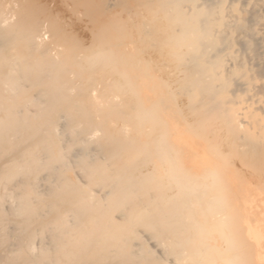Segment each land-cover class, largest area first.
I'll return each instance as SVG.
<instances>
[{"label":"bare ground","instance_id":"obj_1","mask_svg":"<svg viewBox=\"0 0 264 264\" xmlns=\"http://www.w3.org/2000/svg\"><path fill=\"white\" fill-rule=\"evenodd\" d=\"M17 1L0 8V264H264L230 160L264 168L241 0H64L87 42Z\"/></svg>","mask_w":264,"mask_h":264},{"label":"rangeland","instance_id":"obj_2","mask_svg":"<svg viewBox=\"0 0 264 264\" xmlns=\"http://www.w3.org/2000/svg\"><path fill=\"white\" fill-rule=\"evenodd\" d=\"M15 1H17V0H0V8L2 9L3 8V10H12V5L14 4H17V3H15ZM19 2L21 1V0H18ZM17 1V2H18ZM35 2H36V4H38L39 6L41 5V7H42V9H43V11H44V13H45V15L46 14H50V15H54V17L55 18H60L61 20L62 19H64L62 22L60 21V19L58 20V19H55L54 17H51L50 15H48L49 16V18H48V20L50 19V20H57V21H59V22H61L60 24L61 25H64L63 27L65 28V27H67L66 28V30H67V32H69L70 30L71 31H73L72 32V35L73 36H76V37H78V38H80L81 40H82V42H87L88 41V37H87V35H88V32L87 31H85L84 32V29L82 28V27H80L81 26V19H83L84 18V20L85 19H87V18H89V17H86L87 15L86 14H84L83 12H81V11H78V12H76L75 11V9L73 10H71V11H75L76 13H74L73 14V12L71 13V11H70V9L68 10L67 9V7H66V5H65V3L67 2V4H68V6H70L71 7V5H72V2L70 1V0H66V2L64 1V0H34ZM49 1V2H48ZM63 3V5H62V3ZM70 1V2H69ZM231 1V0H230ZM242 1H243V4H241L242 3ZM250 0H241L239 3H238V7L240 8V9H243V16H246L245 18L243 17V20H244V23H245V27L244 28H246L247 26H248V24H251V25H253V26H251V25H249L248 26V28L247 29H249V27H250V29H251V27H252V29H251V31H249L248 30V32L247 31H245V35L243 34V32H242V34H241V37L238 39V40H240V41H237L236 42V49H237V55H241L240 57L244 60V63L251 69V74H252V76H253V87H252V89L248 92V94H249V96H252V97H254L255 99H261L263 102H262V104H264V90H262L263 92L262 93H260V92H257V91H260L261 89H263L264 88V65H263V60H264V12L262 11L263 9H264V6L263 7H261L259 4L261 3L262 5H264V1L263 0H252L249 4H248V2H249ZM256 1L258 2L256 5H257V8H256V5H255V3H256ZM262 1V2H261ZM13 2V3H12ZM4 3H6V4H4ZM12 3V4H11ZM47 5H46V4ZM9 4H10V6H9ZM71 4V5H70ZM240 4H241V6H240ZM7 5V6H6ZM243 5V6H242ZM46 6V7H45ZM63 8H62V7ZM251 6V7H250ZM6 7V8H5ZM8 7V8H7ZM45 7V8H44ZM64 7H66V8H64ZM5 8V9H4ZM49 8V9H48ZM73 8V7H72ZM45 9H48V10H46V12H45ZM51 9V10H50ZM62 9V10H61ZM246 9H248V10H250V11H248V12H246ZM256 9V10H255ZM66 10H68V11H66ZM258 10V11H257ZM57 11H58V13H57ZM69 13L70 12V15H72L73 14V18H72V16L70 17V15L69 14H67V15H65L66 13ZM263 12V14H261L262 12ZM51 12V13H50ZM79 12H81V13H83V18H82V16L80 17L79 16ZM124 11H122V13L121 12H119V15L121 16V14L122 15H124V13H123ZM78 13V14H77ZM80 13V14H81ZM251 15V14H253V15H249V14ZM56 14H59V15H57L56 16ZM77 15V16H76ZM86 15V16H85ZM262 17H261V16ZM60 16V17H59ZM69 16V17H68ZM74 16L75 17H79V18H81V19H79V18H74ZM249 17V18H248ZM68 18L70 19V18H72V19H70V20H72V21H70V20H68ZM246 18H248V19H246ZM79 19V20H78ZM246 19V20H245ZM75 20L77 21V22H75ZM80 23H79V22ZM83 21V20H82ZM86 22H89L88 20H85ZM263 22V23H262ZM62 23H67L66 25H70V23H71V25L69 26V29H68V26H65V24H62ZM263 25H262V24ZM79 24V25H78ZM261 24V25H260ZM255 26H257L256 28H255ZM263 26V27H262ZM261 27V28H260ZM71 28V29H70ZM258 28H260V29H258ZM82 29H83V32H81L82 31ZM246 29V30H247ZM245 30V29H244ZM70 31V32H71ZM75 31V32H74ZM254 31V32H253ZM259 31V32H258ZM70 32H69V34H70ZM247 32V33H246ZM261 32V33H260ZM74 33V34H73ZM257 33L260 35V36H257ZM76 34V35H75ZM248 34H250V35H248ZM71 35V34H70ZM82 35V36H81ZM244 35V36H243ZM249 36V37H248ZM85 37V38H84ZM244 37V38H243ZM259 37V38H258ZM246 40H250V42H251V47L250 48H247L246 47V45H245V41ZM256 46H255V45ZM243 45V46H242ZM243 48H242V47ZM254 48H256L255 49V51L253 50ZM245 51H244V50ZM247 50V51H246ZM253 51H254V53H253ZM248 52V53H247ZM262 52V53H261ZM135 53V55H136V57L138 58L141 54H142V52H140V53H136V52H134ZM247 54V56H246V54ZM257 53H260V54H257ZM144 54V53H143ZM142 54V55H143ZM250 54H252L251 56H250ZM253 54H255V56L253 55ZM256 54H257V56H256ZM262 54V58H261V55ZM249 56V57H248ZM260 56V57H259ZM248 57V58H247ZM255 57V58H254ZM258 58H259V60H258ZM247 59H250V60H247ZM257 60H258V62H257ZM255 62V63H254ZM258 63V64H257ZM263 65V68L261 67ZM260 66V67H259ZM257 68H259V69H257ZM156 69V68H155ZM255 70H257V71H255ZM261 71V72H260ZM155 72H157V69L155 70ZM260 72V73H259ZM158 73V72H157ZM161 73V72H160ZM160 73H158V74H160ZM262 73V74H261ZM259 74V75H258ZM161 75H163V74H161ZM261 85H263V87H260ZM257 88H258V90H257ZM261 88V89H260ZM260 89V90H259ZM255 92V93H254ZM254 94H255V96H254ZM258 95V96H257ZM181 98L183 99H186L185 97H182L181 96ZM259 105H261V104H259ZM78 149V148H77ZM195 150H196V148H195ZM198 151H199V153H200V151H202L201 150V147H200V149H199V147H198ZM198 151H196V152H198ZM232 157H234V156H232ZM237 157L235 156V159L234 158H231L230 160H231V164H232V162H234V160L236 161V162H234L233 163V165L236 163V167H235V169L238 171H244L242 174H246V179H247V181H245V183L247 184L249 181V185H245V183H244V181H242L243 180V178H241L242 177V175H240V173H239V171H238V173H237V175H235L236 173H235V169H234V175L235 176H238V178H239V176H241L240 177V179L241 180H239L237 177V182H238V180H239V182L237 183H235V185L233 184L235 181L234 180H230L232 177H235V176H231V174H233V172L231 171V167L230 168H228L229 170H230V175L229 176H231V178L229 179V176H228V174H227V176H228V180L230 181H228L229 183H231V182H233V183H231L232 185H234V186H236V187H240V186H242V184L243 185H245V186H243V187H246V188H244L243 189V192L245 191V193H242V188L241 189H239V188H235V189H238L237 191L239 192V195L237 194V195H235V197H238V198H235L234 200H236L237 202L238 201H240V203H238L237 204V206L240 208V206H241V210H243L242 208H243V206L246 204V202H248L247 203V205H245V206H251V204H252V206H251V208L249 209V207H247V210H253L252 212H254L253 214V216L251 215V217H250V219H251V221H253V219H254V221H253V224H252V226H251V228L252 229H254V231L256 230L257 232H258V228L260 227L262 230H264V186L262 185L263 183H264V174H262L263 173V171L261 170V172L259 171V169H258V174H257V172H256V170L252 167V166H250V165H248V164H246L244 161V163L243 162H241L242 160H241V158H239L240 160H238V158L236 159ZM239 164V165H238ZM248 165V166H247ZM73 166V165H72ZM235 166V165H234ZM243 167V168H242ZM238 168V169H237ZM241 170H240V169ZM232 169V170H233ZM71 171H73L74 170V168L72 169V167H71V169H70ZM252 170H255V171H252ZM228 171V170H227ZM236 171V172H237ZM248 172V173H247ZM251 172H253V173H251ZM254 172H255V175H254ZM250 173V174H249ZM261 175H260V174ZM239 174V175H238ZM247 174H248V176L249 175H251L250 177H247ZM257 174V175H256ZM254 176V177H253ZM256 176V177H255ZM235 178V179H236ZM227 179H226V181H227ZM233 179V178H232ZM255 179V180H254ZM262 181H261V180ZM255 181H256V183H255ZM227 182V183H228ZM242 182V183H241ZM259 182V183H258ZM261 182V183H260ZM41 183V182H40ZM42 187L44 188L46 185H47V183H46V181H42ZM254 183L257 185H254ZM237 184L239 185V186H237ZM252 184H253V186H252ZM262 185V187L260 186V185ZM230 185V184H229ZM248 186V187H247ZM41 187V188H42ZM254 189H253V188ZM258 187V188H257ZM251 188V189H250ZM260 188H263L262 190L260 189ZM250 190L251 191V193L252 192H254V193H249L250 191H248V190ZM253 189V190H252ZM241 190V191H240ZM260 190V191H259ZM241 192V193H240ZM247 192V193H246ZM257 192V193H256ZM251 195V197L249 196V194ZM241 194H244L243 196L241 195ZM247 194H248V197L246 198V196H247ZM249 198V199H248ZM241 199V200H240ZM248 199V200H247ZM233 200V201H234ZM244 200H245V202H244ZM235 202V201H234ZM241 202H242V205H241ZM236 203V202H235ZM8 204V203H7ZM6 204V205H7ZM240 205V206H239ZM238 208V210H240ZM255 212H256V214H255ZM258 212V213H257ZM245 218V217H244ZM243 217H242V220L244 219ZM246 220V219H245ZM256 220V221H255ZM256 223H257V225H256ZM260 223H261V225H260ZM255 227H257V229L255 228ZM262 230H260L259 232H258V234L261 232V235H262ZM145 233H148L147 231H144ZM257 232H255V235H258V234H256ZM263 234H264V232H263ZM261 235H258L259 237L261 236ZM257 236V237H258ZM264 235H262L261 237H263ZM258 237V238H259ZM260 237V238H261ZM142 242H144V239L142 240V239H140ZM139 240V241H140ZM141 241L139 242L140 244H143V243H141ZM145 241H146V239H145ZM257 241H261L260 239L258 240L257 239ZM256 241V242H257ZM262 241H263V239H262ZM220 242V241H219ZM264 242V241H263ZM221 243V242H220ZM261 244H262V242H260ZM258 244V243H257ZM261 244H258V245H260L261 246ZM144 246H148L149 244H143ZM258 245H256V246H258ZM263 245H264V243H263ZM262 245V246H263ZM261 246V248L259 247L258 249H254V250H258V251H260V253H262V249H264V246L262 247ZM257 251V252H258ZM264 251V250H263ZM255 252V251H254ZM257 252L255 253V254H257ZM263 254H264V252H263ZM258 255H259V252H258ZM258 255H256L255 257L256 258H258L257 256ZM260 257V256H259ZM261 257H263V255L261 254ZM260 257V258H261ZM260 258H258V260L260 259ZM264 258V257H263ZM257 260V261H258ZM261 260H263L262 258L260 259V261Z\"/></svg>","mask_w":264,"mask_h":264}]
</instances>
